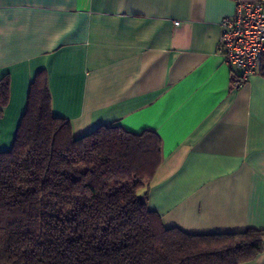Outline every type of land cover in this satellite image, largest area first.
<instances>
[{"label":"crops","instance_id":"0c3cea01","mask_svg":"<svg viewBox=\"0 0 264 264\" xmlns=\"http://www.w3.org/2000/svg\"><path fill=\"white\" fill-rule=\"evenodd\" d=\"M252 1L0 0V152L44 71L52 114L74 137L118 125L160 138L147 206L166 228L264 230V54L233 89L217 48L220 21ZM245 264H264V242Z\"/></svg>","mask_w":264,"mask_h":264},{"label":"trees","instance_id":"16d2710c","mask_svg":"<svg viewBox=\"0 0 264 264\" xmlns=\"http://www.w3.org/2000/svg\"><path fill=\"white\" fill-rule=\"evenodd\" d=\"M8 76L0 79V108ZM161 140L100 125L74 137L54 116L44 71L29 86L12 146L0 152V264H245L264 230L187 234L147 206Z\"/></svg>","mask_w":264,"mask_h":264},{"label":"built area","instance_id":"2783aa9c","mask_svg":"<svg viewBox=\"0 0 264 264\" xmlns=\"http://www.w3.org/2000/svg\"><path fill=\"white\" fill-rule=\"evenodd\" d=\"M219 27L217 48L230 70L231 87L237 89L257 74L264 54V0L238 2L234 15L223 18Z\"/></svg>","mask_w":264,"mask_h":264}]
</instances>
